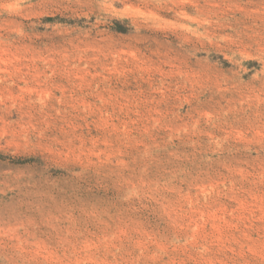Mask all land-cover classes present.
Instances as JSON below:
<instances>
[{"label":"rangeland","instance_id":"1","mask_svg":"<svg viewBox=\"0 0 264 264\" xmlns=\"http://www.w3.org/2000/svg\"><path fill=\"white\" fill-rule=\"evenodd\" d=\"M0 264H264V0H0Z\"/></svg>","mask_w":264,"mask_h":264}]
</instances>
